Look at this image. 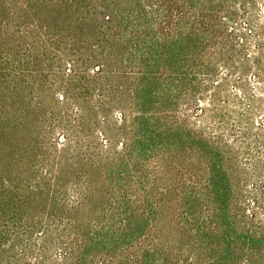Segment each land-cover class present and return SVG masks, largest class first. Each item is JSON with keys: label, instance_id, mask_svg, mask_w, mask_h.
Returning <instances> with one entry per match:
<instances>
[{"label": "trees", "instance_id": "trees-1", "mask_svg": "<svg viewBox=\"0 0 264 264\" xmlns=\"http://www.w3.org/2000/svg\"><path fill=\"white\" fill-rule=\"evenodd\" d=\"M0 264H264V0H0Z\"/></svg>", "mask_w": 264, "mask_h": 264}]
</instances>
